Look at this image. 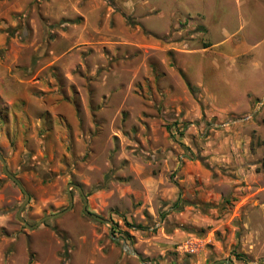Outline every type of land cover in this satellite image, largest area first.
<instances>
[{
  "label": "rangeland",
  "instance_id": "obj_1",
  "mask_svg": "<svg viewBox=\"0 0 264 264\" xmlns=\"http://www.w3.org/2000/svg\"><path fill=\"white\" fill-rule=\"evenodd\" d=\"M0 153L28 224L264 264V0H0ZM70 191L28 228L0 163V264H139Z\"/></svg>",
  "mask_w": 264,
  "mask_h": 264
},
{
  "label": "water",
  "instance_id": "obj_2",
  "mask_svg": "<svg viewBox=\"0 0 264 264\" xmlns=\"http://www.w3.org/2000/svg\"><path fill=\"white\" fill-rule=\"evenodd\" d=\"M0 163H1V168H2L3 173L18 186V188L20 189V191L23 194V199L20 202V204H19V206L17 208V211H16V217L26 227L33 228L36 225H38L39 223H41L43 220H45L47 218H53V217L59 216L60 214L64 213L65 211L69 210L71 208V206H72V193L70 191V187H74L75 189H77V191L79 192V194H80V196L82 198L81 211L85 215H88V216H90V217H92V218H94V219H96V220H98L100 222H103V223L107 224L108 227H109V230H108L109 237L112 240L117 241L119 243V246L124 251V253L135 256L139 264H158V263H153V262H149V261L143 260L142 257L139 254H137L135 252V250L128 243H126L125 239L122 236L113 235L112 232H111V226H112V221L111 220L104 219V218H102V217H100V216L88 211L86 209V197H85V195H84V193L82 191V188L78 184L73 183V182H68L67 185H66L67 206L65 208L61 209L60 211L54 212V213L45 214V215L41 216L33 224H28L25 221V219L22 217L21 210H22V207L25 205V203L28 201L29 195H28L27 191L24 189V187L22 186V184L20 183V181L17 179V177H15L7 169L6 162H5L4 158H3V156L1 155V153H0ZM220 263L233 264L232 260L229 259V258H217V259H215V260H213L211 262V264H220Z\"/></svg>",
  "mask_w": 264,
  "mask_h": 264
},
{
  "label": "trees",
  "instance_id": "obj_3",
  "mask_svg": "<svg viewBox=\"0 0 264 264\" xmlns=\"http://www.w3.org/2000/svg\"><path fill=\"white\" fill-rule=\"evenodd\" d=\"M197 29L199 30V31H203V27L202 26H198L197 27ZM207 44H204L203 46H206ZM174 205H176V202H174ZM128 224V223H127ZM129 226H132L131 224H128ZM138 226H140V225H138Z\"/></svg>",
  "mask_w": 264,
  "mask_h": 264
}]
</instances>
